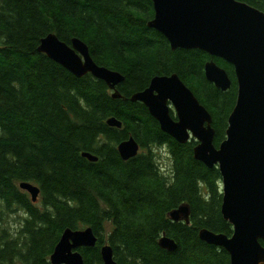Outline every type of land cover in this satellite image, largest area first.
<instances>
[{
    "label": "trees",
    "instance_id": "16d2710c",
    "mask_svg": "<svg viewBox=\"0 0 264 264\" xmlns=\"http://www.w3.org/2000/svg\"><path fill=\"white\" fill-rule=\"evenodd\" d=\"M240 1L264 12V0ZM153 16L151 0H0V205L23 211L15 228L0 218V264H51L63 229L87 226L97 240L77 248L84 264H102L104 243L116 264H229L225 249L198 236L201 228L232 232L220 211L219 170L194 159L197 142L171 138L130 95L155 75L177 74L211 114L217 147L236 101L234 70L198 49L173 50L148 26ZM47 33L67 44L81 39L97 64L123 76L121 97L112 98L90 73L76 77L39 52ZM208 60L227 72L226 90L205 78ZM110 116L120 128L107 125ZM129 136L139 152L124 160L116 146ZM21 181L39 186L38 202ZM182 203L190 208L188 224L168 215ZM162 234L175 250L158 244Z\"/></svg>",
    "mask_w": 264,
    "mask_h": 264
},
{
    "label": "water",
    "instance_id": "95a60500",
    "mask_svg": "<svg viewBox=\"0 0 264 264\" xmlns=\"http://www.w3.org/2000/svg\"><path fill=\"white\" fill-rule=\"evenodd\" d=\"M151 1L154 16L147 24L161 33L173 50L198 49L233 67L236 101L227 119L225 138L216 147L211 114L177 74L153 76L130 100L142 102L160 129L179 143L194 139V159L219 170L220 211L232 232L226 235L201 228L199 238L225 249L229 264H264V12L240 0ZM37 49L76 77L90 73L104 81L112 98L121 97L117 86L123 76L97 64L82 40L73 38L67 44L55 33H47ZM204 74L221 90L230 86L227 72L213 60L205 62ZM106 123L117 128L122 125L115 116L108 117ZM116 148L127 160L138 153L139 144L129 136ZM82 156L97 160L89 151ZM19 186L30 194L32 202L37 200L38 186L24 181ZM189 214L187 203L168 213L172 221L187 224ZM96 240L91 227L65 228L50 255L51 264H84L77 248L94 246ZM158 244L168 251L176 249L174 240L165 234ZM100 254L102 264H116L108 243L102 244Z\"/></svg>",
    "mask_w": 264,
    "mask_h": 264
},
{
    "label": "rangeland",
    "instance_id": "374dc122",
    "mask_svg": "<svg viewBox=\"0 0 264 264\" xmlns=\"http://www.w3.org/2000/svg\"><path fill=\"white\" fill-rule=\"evenodd\" d=\"M161 157H162V162L169 167L170 164V158L166 153H164V150L161 151ZM222 186L221 183H219V192L221 193ZM28 196H30L28 194ZM38 202V200H37ZM15 211H8L3 207V205H0V218L2 219L3 222L6 224L10 225L12 228L18 227L19 222L21 220V216L23 215V211L21 209H16V206H14Z\"/></svg>",
    "mask_w": 264,
    "mask_h": 264
},
{
    "label": "bare ground",
    "instance_id": "6f19581e",
    "mask_svg": "<svg viewBox=\"0 0 264 264\" xmlns=\"http://www.w3.org/2000/svg\"><path fill=\"white\" fill-rule=\"evenodd\" d=\"M43 37H44V36H43ZM73 38H78V37H73ZM73 38H72V39H73ZM72 39H71V40H72ZM78 39H79V38H78ZM40 40H41V39H40ZM80 40H81V39H80ZM39 43H40V41H39ZM38 46H39V45H38ZM37 48H38V47H37ZM37 50H38V49H37ZM39 52H40V51H39ZM170 113H171V112H170ZM21 182H22V181H21ZM24 182H29V181H24ZM19 183H20V182H19ZM29 183H32V182H29ZM32 184H34V183H32ZM34 185H36V184H34ZM18 186H19V184H18ZM36 186H38V185H36ZM38 187H39V186H38ZM19 188L22 189L20 186H19ZM22 190H24V189H22ZM39 190H40V188H39ZM24 191H25V190H24ZM39 192H40V191H39ZM87 227H90V226H87ZM66 228H67V227H66ZM69 228H70V227H69ZM84 228H85V227H84ZM64 229H65V228H64ZM64 229H63V230H64ZM71 229H72V228H71ZM80 229H83V228H80ZM61 234H62V233H61ZM60 236H61V235H60ZM59 238H60V237H59ZM58 240H59V239H58ZM57 242H58V241H57ZM57 242H56V243H57ZM55 245H56V244H55ZM101 246H102V245H101ZM54 247H55V246H54ZM84 247H85V246H84ZM89 247H93V246H89ZM53 249H54V248H53ZM52 252H53V251H52ZM51 254H52V253H51ZM80 254H81V253H80ZM49 258H50V257H49Z\"/></svg>",
    "mask_w": 264,
    "mask_h": 264
},
{
    "label": "flooded vegetation",
    "instance_id": "af4514ba",
    "mask_svg": "<svg viewBox=\"0 0 264 264\" xmlns=\"http://www.w3.org/2000/svg\"><path fill=\"white\" fill-rule=\"evenodd\" d=\"M172 112V111H171Z\"/></svg>",
    "mask_w": 264,
    "mask_h": 264
}]
</instances>
